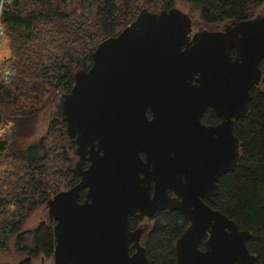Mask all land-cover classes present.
<instances>
[{"label":"water","instance_id":"obj_1","mask_svg":"<svg viewBox=\"0 0 264 264\" xmlns=\"http://www.w3.org/2000/svg\"><path fill=\"white\" fill-rule=\"evenodd\" d=\"M191 29L175 6L142 7L98 43L91 67L78 70L55 102L50 116L66 122L79 181L44 204L54 222L53 264H147L141 230L129 229L128 216L157 207L189 222L175 241V264L253 263L250 232L205 200L238 159L233 124L262 77L264 14L193 37ZM206 107L222 120L201 123Z\"/></svg>","mask_w":264,"mask_h":264},{"label":"trees","instance_id":"obj_2","mask_svg":"<svg viewBox=\"0 0 264 264\" xmlns=\"http://www.w3.org/2000/svg\"><path fill=\"white\" fill-rule=\"evenodd\" d=\"M185 3L201 27L253 17L264 0H9L2 9L6 54L0 53V255L31 264L52 257V223L27 217L56 193L79 181L66 122L41 115L70 92L78 70H88L98 43L117 35L142 7L158 12ZM262 77L251 88L246 114L234 121L238 159L221 175L216 196L206 200L250 232L247 248L254 264L264 262V59ZM12 73L7 78L3 70ZM81 191L79 200L84 198ZM131 215L128 222L132 224ZM187 226L177 210L154 213L145 233L147 264H175L174 245Z\"/></svg>","mask_w":264,"mask_h":264},{"label":"flooded vegetation","instance_id":"obj_3","mask_svg":"<svg viewBox=\"0 0 264 264\" xmlns=\"http://www.w3.org/2000/svg\"><path fill=\"white\" fill-rule=\"evenodd\" d=\"M257 13H259L261 15L264 14V9H263L262 12H257ZM191 20H192V29H191V33H190L191 37H193V35L197 31H201L203 29H206V30H209V31L221 30L226 25V24H224V25H215V26H211V28H207V27H201L199 21L193 19L192 17H191ZM231 53L233 54V50L231 51ZM147 115H148V117L151 116L149 111H147ZM221 120H222V118L220 116H218L215 113V111H213V109L211 107H206L204 109V111L202 112L201 116H200L201 123H203L205 125H215V124L219 123ZM70 145L72 147L71 143H70ZM140 156L143 159L145 158V155H144L143 152L140 153ZM88 163H89L88 161H85L83 166L86 167L88 165ZM152 190H153V184L151 182V191ZM168 193L170 195H172V193L170 191H168ZM205 202H206V200H205ZM158 208H160V207H157L155 209V211L153 212V214L150 215V216L141 215L139 212H135L133 214H130L133 220H132V224L131 225L129 224V229L132 230V231L141 230V232H140L141 234L139 236V244L143 247L145 255H146V250H145V245L142 243V240H143V237H144L145 233L148 232L149 229L151 228L154 213L156 212V210ZM162 210H166V209H162ZM51 223H52V225L54 224V222H51ZM188 224H189V222L187 221V225ZM207 236H208V232L202 237V241L198 245L201 249L204 248L203 241L207 238ZM133 243H134V240H132L130 242V244H129V252L130 253H133V252L136 251L135 247L133 246ZM146 257H147V255H146ZM254 262H255V256H254V260H253L252 264H254ZM262 264H264V262Z\"/></svg>","mask_w":264,"mask_h":264},{"label":"rangeland","instance_id":"obj_4","mask_svg":"<svg viewBox=\"0 0 264 264\" xmlns=\"http://www.w3.org/2000/svg\"><path fill=\"white\" fill-rule=\"evenodd\" d=\"M175 7L179 8L180 10L186 12L190 17H192L193 19L196 18V13L195 12H191L190 8L182 2H178ZM264 9V4L260 7L258 12H262ZM196 20V19H195ZM1 38V37H0ZM6 41L4 40L0 46V53H5L7 52V48H6ZM53 111V108L48 109L45 111L44 114L41 115V124H45L48 120V117L50 116V113ZM44 126V125H43ZM69 141V140H68ZM70 143V141H69ZM72 149V147H71ZM73 151V150H72ZM77 161V157H75V162ZM42 218H47V213H46V209L44 208V206L39 207L38 209H36L34 212H32L27 219L24 222V227H33L40 219ZM0 260L2 261H12L15 262L18 260V257L16 256H8V255H0ZM31 264H53V260L52 257L50 258H42V257H37L35 258Z\"/></svg>","mask_w":264,"mask_h":264},{"label":"built area","instance_id":"obj_5","mask_svg":"<svg viewBox=\"0 0 264 264\" xmlns=\"http://www.w3.org/2000/svg\"><path fill=\"white\" fill-rule=\"evenodd\" d=\"M8 2H9V0H0V37L3 35V25L1 22L2 9H3L4 4L8 3ZM0 46H1V44H0ZM0 63H1V59H0ZM3 72H4L5 78H7L8 75H10L12 73L9 69H5V70H3Z\"/></svg>","mask_w":264,"mask_h":264}]
</instances>
